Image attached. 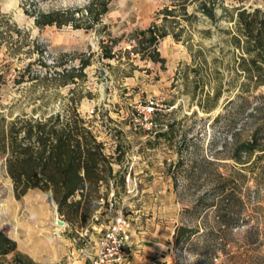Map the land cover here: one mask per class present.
<instances>
[{"label":"rangeland","instance_id":"374dc122","mask_svg":"<svg viewBox=\"0 0 264 264\" xmlns=\"http://www.w3.org/2000/svg\"><path fill=\"white\" fill-rule=\"evenodd\" d=\"M182 1L113 0L100 23L76 28L40 27L36 15L86 8L89 0H0V120L49 116L82 96L81 114L120 160L114 170L130 167L136 153L143 180L135 198L116 189L112 212L99 207L76 225L66 222L59 240L57 204L40 190L17 199L0 154V230L36 263L89 261L123 208L137 231L152 237L146 244L155 246L156 264H207L202 252L220 243L229 252L226 264H264V85L247 78L239 64L248 54L236 43L238 9L264 12V0H193L187 16ZM203 1H215L216 20L199 10ZM167 7L176 9L165 19ZM152 25L168 31L157 44L164 63L132 52L136 33ZM105 47L116 57L104 58ZM81 59L90 60L86 77L64 85L56 73ZM149 100L157 102L155 122L168 126L155 138L139 115ZM232 134L256 145L242 161L234 158ZM221 174L231 180L226 187ZM182 226L197 233L178 242Z\"/></svg>","mask_w":264,"mask_h":264},{"label":"trees","instance_id":"16d2710c","mask_svg":"<svg viewBox=\"0 0 264 264\" xmlns=\"http://www.w3.org/2000/svg\"><path fill=\"white\" fill-rule=\"evenodd\" d=\"M113 0H89L86 8L54 10L39 12L36 24L40 27L48 25L72 24L76 28L84 27V22H90L87 28L100 23L109 11ZM193 0H183L181 7L187 16V7ZM215 1L211 5L203 1L199 10L216 20ZM175 7V6H174ZM176 8L167 7L164 10L165 19L174 16ZM189 19V16L187 17ZM178 24V21H174ZM236 25L241 32L237 45L241 46L248 56H242L240 67L247 72V78L256 86L264 85V12L261 9L248 11L238 9ZM168 35L167 30L161 31L156 25L141 30L135 35L136 45L132 52L141 54L142 58H150L155 62H165L157 48L161 38ZM103 57H116L112 47H105ZM90 60L81 59L79 67L65 68L56 75L63 80L64 85L76 83L77 78L86 77L85 69ZM248 85L242 84V89ZM218 95V94H217ZM82 96L69 98L62 111L39 117L17 115L14 119L0 120V154L5 157V166L12 180L17 199L22 198L31 190H40L57 204L60 217L71 225L92 216L100 207L101 188L104 185L105 195L110 192V181L114 180L116 189L124 188L122 172L115 171L113 164L120 162L116 157L105 152L104 142L91 128L86 118L79 110ZM231 100L230 102H233ZM246 102L241 107L247 105ZM205 108V105H204ZM231 138L236 141L234 158L242 161L243 155L250 156L256 145L254 141L237 142L236 134ZM223 187L231 180L221 174ZM230 192L228 196H232ZM197 233L194 228L182 226L177 229V241L190 239ZM12 254V258L6 257ZM221 254V255H220ZM229 252L224 243L202 252V260L207 264H226ZM0 264H38L29 255L18 249V243L6 232L0 230Z\"/></svg>","mask_w":264,"mask_h":264},{"label":"built area","instance_id":"2783aa9c","mask_svg":"<svg viewBox=\"0 0 264 264\" xmlns=\"http://www.w3.org/2000/svg\"><path fill=\"white\" fill-rule=\"evenodd\" d=\"M157 111V102L155 100H149L140 110V120L143 127L149 134L155 138L161 128L168 127L167 125L160 126L154 120V116ZM98 138L104 142L105 152L109 156H113L114 153L108 148V143L103 137ZM132 164L130 167H125L122 172V179L124 185V191L129 198H135L139 195L142 178L140 172L134 169V164L137 161V154L129 156ZM110 192L105 195V186L101 188L102 197L100 199V207L106 211H113L115 209L116 202V187L114 180L110 181ZM56 223V222H55ZM57 225V224H56ZM58 226V225H57ZM67 226V225H66ZM65 226V227H66ZM59 230L56 232V236H62L63 227L58 226ZM133 228V218L130 215L123 212V208L116 211L109 224L102 230L95 243L94 253L89 256V264H127L129 260V248L128 243L131 237ZM85 249H80V252H84Z\"/></svg>","mask_w":264,"mask_h":264},{"label":"crops","instance_id":"0c3cea01","mask_svg":"<svg viewBox=\"0 0 264 264\" xmlns=\"http://www.w3.org/2000/svg\"><path fill=\"white\" fill-rule=\"evenodd\" d=\"M56 238L62 240L63 236H55V239ZM151 239L152 237L150 235L138 232L133 222L131 237L128 243L130 256L127 264H156V259L154 258L156 256V248L155 246L146 244L148 241H151ZM73 255H75V253ZM73 264H89V261L85 259L84 261H76Z\"/></svg>","mask_w":264,"mask_h":264},{"label":"water","instance_id":"95a60500","mask_svg":"<svg viewBox=\"0 0 264 264\" xmlns=\"http://www.w3.org/2000/svg\"><path fill=\"white\" fill-rule=\"evenodd\" d=\"M58 208V207H57ZM56 224L58 225V226H61V227H65L66 225H67V223H66V221L65 220H63L61 217H60V215H57V217H56Z\"/></svg>","mask_w":264,"mask_h":264}]
</instances>
